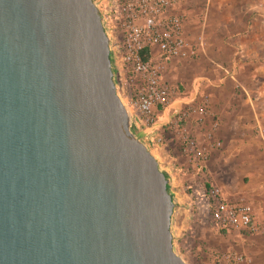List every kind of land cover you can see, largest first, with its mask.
<instances>
[{"label": "water", "instance_id": "water-1", "mask_svg": "<svg viewBox=\"0 0 264 264\" xmlns=\"http://www.w3.org/2000/svg\"><path fill=\"white\" fill-rule=\"evenodd\" d=\"M95 0H0V264H187Z\"/></svg>", "mask_w": 264, "mask_h": 264}, {"label": "rangeland", "instance_id": "rangeland-1", "mask_svg": "<svg viewBox=\"0 0 264 264\" xmlns=\"http://www.w3.org/2000/svg\"><path fill=\"white\" fill-rule=\"evenodd\" d=\"M178 8L188 16L187 34L197 51L187 59L173 60L162 75L173 94L158 119L160 125L168 124L170 132H157H164L171 150L179 148L182 161L169 156L170 162L184 172L172 184H182L188 196L182 201L178 187L172 188L181 204L172 217L175 252L187 264H228L223 256L230 253L244 256L251 264H264V233L219 230L203 198L206 190L217 187L229 202L250 204L258 226L264 228V180L254 176L255 165L249 161L264 164V138L256 131L264 127V0H181ZM233 91L237 103L247 108L244 120L249 128L237 133L250 138L249 152L240 144L228 143L223 117H216ZM194 92L197 97L191 99ZM122 100L126 106L127 98ZM203 103L215 118L209 114L196 124L187 115L177 124L179 116ZM185 138L196 140L207 157L193 161L186 156L182 151ZM193 163L197 168L189 172Z\"/></svg>", "mask_w": 264, "mask_h": 264}, {"label": "built area", "instance_id": "built-area-1", "mask_svg": "<svg viewBox=\"0 0 264 264\" xmlns=\"http://www.w3.org/2000/svg\"><path fill=\"white\" fill-rule=\"evenodd\" d=\"M107 34L110 37V52L114 79L121 98H127L126 108L131 116V127L141 141L155 153L159 165L168 175L170 191L176 201L175 215L181 209L172 183L184 170L175 169L167 154L163 131L158 114L166 110L173 90L162 78L167 65L175 59H187L194 55L197 46L191 44L187 34L188 16L179 11L181 0H95ZM201 39V38H200ZM202 39L200 46H204ZM202 121L208 111L205 104L191 107L188 114L179 116ZM187 119V118H186ZM264 130L260 134L263 136ZM136 134V135H137ZM183 153L193 161L207 156L199 149L197 141L185 138ZM172 184V186H171ZM204 200L211 208L215 226L222 231H249L264 233L258 226L256 213L250 204L229 202L217 187H210ZM228 264H251L242 255L230 253L223 256Z\"/></svg>", "mask_w": 264, "mask_h": 264}, {"label": "crops", "instance_id": "crops-1", "mask_svg": "<svg viewBox=\"0 0 264 264\" xmlns=\"http://www.w3.org/2000/svg\"><path fill=\"white\" fill-rule=\"evenodd\" d=\"M204 79L209 81L208 78H204ZM226 79H227V76H225L224 79H222V81H224ZM213 84H215V83H213ZM236 95H237V93H235L234 91L231 92V93L229 92L227 98L225 99L226 100L225 106L221 107L219 110L216 111V113H217L216 117L218 119L221 118L219 115H221L223 117L225 126H227V130L229 131L228 143L229 144H233V145L234 144H240V146H243L242 149H244V151L249 152L250 145H251L250 138L245 137V136L242 137L241 135L238 134L239 131H240V128H242V129L244 128L245 131H246V129L249 128V126L246 124V121L244 120L245 113H247V108L244 107V106H241L242 104L237 103V102H240V101L237 100L238 98L237 99L235 98ZM195 97H197V93L196 92L193 93L191 99H193ZM253 111H254V114H255L256 111L254 109H253ZM213 113H214L213 110H211V111L208 112V115L209 114L213 115ZM213 118H215V115H213ZM218 122L219 121L216 120V123H215L216 126L218 125L217 124ZM261 129L264 130V127L259 126V128L256 131H257V134H258L259 137L264 138V133H263V136L260 134ZM234 130H236V132L231 133V131H234ZM167 131H168V133L170 132L169 129H167ZM230 133H231V135H230ZM263 141H264V139H263ZM166 149H167V154L170 157H172V159L175 160V158H176V160L180 159V161H182V158H180V155H179L178 146H177V149L175 148V150H174L175 152L173 151V148L171 150V148L168 146V144H167V148ZM249 161L253 165H255L254 168H252L254 176H257L258 178H261V179L264 180V164L263 165L262 164L261 165H259V164L257 165L256 160H254V159H250ZM186 166H188V165H186ZM160 167L163 168V165L161 164ZM195 168H197V165L193 163L192 167L189 168V172H193V170H195ZM169 187H170V185H169ZM176 187H178L179 192L182 195L181 200L182 201L186 200L188 198V196L184 192V186L179 183V185L178 186L176 185ZM174 225H175V221H174V219H172V228H173V230H174ZM173 235L175 237V232L174 231H173Z\"/></svg>", "mask_w": 264, "mask_h": 264}, {"label": "trees", "instance_id": "trees-1", "mask_svg": "<svg viewBox=\"0 0 264 264\" xmlns=\"http://www.w3.org/2000/svg\"><path fill=\"white\" fill-rule=\"evenodd\" d=\"M133 130V132L135 133V134H137V132H136V130L133 128L132 129ZM168 190L170 191V187H169V185H168Z\"/></svg>", "mask_w": 264, "mask_h": 264}]
</instances>
